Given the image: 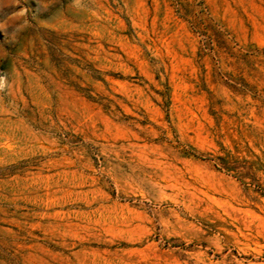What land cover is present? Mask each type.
I'll return each instance as SVG.
<instances>
[{
	"label": "rangeland",
	"instance_id": "374dc122",
	"mask_svg": "<svg viewBox=\"0 0 264 264\" xmlns=\"http://www.w3.org/2000/svg\"><path fill=\"white\" fill-rule=\"evenodd\" d=\"M0 264H264V0H0Z\"/></svg>",
	"mask_w": 264,
	"mask_h": 264
},
{
	"label": "clouds",
	"instance_id": "9594fccd",
	"mask_svg": "<svg viewBox=\"0 0 264 264\" xmlns=\"http://www.w3.org/2000/svg\"><path fill=\"white\" fill-rule=\"evenodd\" d=\"M5 87V77L0 76V90H2Z\"/></svg>",
	"mask_w": 264,
	"mask_h": 264
}]
</instances>
